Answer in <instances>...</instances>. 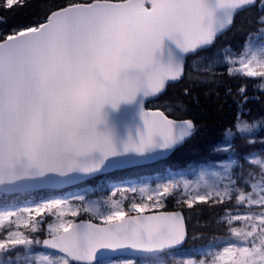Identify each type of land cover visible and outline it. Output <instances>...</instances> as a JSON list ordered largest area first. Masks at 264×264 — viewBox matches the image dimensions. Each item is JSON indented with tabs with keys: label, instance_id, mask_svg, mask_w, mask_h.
Masks as SVG:
<instances>
[{
	"label": "snow or ice",
	"instance_id": "6c2138e0",
	"mask_svg": "<svg viewBox=\"0 0 264 264\" xmlns=\"http://www.w3.org/2000/svg\"><path fill=\"white\" fill-rule=\"evenodd\" d=\"M24 4L0 0V10ZM251 8L260 27L248 33L239 53L223 48L211 58L198 55L230 29L237 13ZM7 24L0 15V25ZM219 65L230 77L264 81V0H69L41 21L13 26L0 34V192L59 188L165 158L195 125L147 110V100L186 74L195 83L215 82ZM259 87L264 91V82ZM237 95L235 120L213 148L235 158L218 163V170L201 169L196 180L118 189L141 194L127 205L77 195L71 199L79 205L53 198L0 210V225L7 222L0 264H264V153L241 159L235 149V140L253 136L264 118L246 120V88ZM168 198L181 210L151 213ZM233 200L236 210L223 219L235 240L210 253L211 261L177 258L188 239L183 208ZM80 212L101 223L65 219ZM45 213L56 217L46 232L38 219Z\"/></svg>",
	"mask_w": 264,
	"mask_h": 264
},
{
	"label": "trees",
	"instance_id": "16d2710c",
	"mask_svg": "<svg viewBox=\"0 0 264 264\" xmlns=\"http://www.w3.org/2000/svg\"><path fill=\"white\" fill-rule=\"evenodd\" d=\"M68 2L69 0H25L24 6L16 8L13 12L0 10V15H5L8 18L7 26L0 25V34L10 31L13 26H24L41 21L49 10H55L57 6L66 5ZM258 15L259 13L255 8L237 13L230 29L218 36L208 51L222 47H230L237 52L241 51L248 33L256 32L260 27L256 20ZM215 73V82L210 83H195L186 74L179 82L169 83L164 93L152 105L153 108L165 111L168 117L177 120L190 119L195 125L193 135L168 158L150 165L113 171L58 191L44 190L12 195L0 194V205L9 201L16 203L24 200L30 201L41 193H45V197L64 195L74 190L77 191L83 186H95L94 183L98 179H108L109 183L116 184L123 180L129 181L148 176L151 177L152 182H155L153 179L155 176L164 178L170 173L197 169L202 166H213L229 158H235L231 154L227 156L218 155L213 151V148L221 141L225 128L232 125L235 120L238 112L236 101L239 99L237 95L239 87H245L249 97L247 105L243 106L244 118L248 121L264 118V91L259 87L262 81L258 77H230L223 68L216 70ZM186 88L190 90L188 95L184 94ZM228 89H231V95L226 94ZM248 139H253L254 143H248ZM235 149L241 159L249 153H264V127H261L251 137H238L235 140ZM236 167L238 168L239 165ZM246 168L247 166H245ZM109 183H105L103 187L98 189L94 197L100 200L112 197L124 205L129 204L133 197L137 200L140 199L137 193L109 191ZM248 190H251L250 187ZM113 193H115L114 196ZM175 209L181 210L176 199L168 198L163 208H154L151 211ZM235 210L234 200L223 205L199 204L195 211L184 207L188 239L183 248L178 251L177 258L180 256L188 257L190 254L192 258H198L209 247L220 250L221 246L226 243L225 239L231 235L223 218L226 211ZM71 219L73 222L84 219L100 223L99 220L93 219L91 214L85 212H80L77 217ZM234 225L239 226L240 222H234ZM21 230L26 231L23 228Z\"/></svg>",
	"mask_w": 264,
	"mask_h": 264
},
{
	"label": "rangeland",
	"instance_id": "374dc122",
	"mask_svg": "<svg viewBox=\"0 0 264 264\" xmlns=\"http://www.w3.org/2000/svg\"><path fill=\"white\" fill-rule=\"evenodd\" d=\"M223 48H230V47H222V48H219V49H216V50L202 52V53H200L198 55L199 56H205V57L211 58V57H214L215 54L218 53V52H220ZM230 49L233 50L235 53H239L240 52V51L237 52L236 50H234L232 48H230ZM242 49H243V47H242ZM192 59L193 58H190L189 59V62H188L189 65L191 64ZM222 68L227 73V67H226V65L214 66L213 71L215 72L216 70H219V69H222ZM262 82H264V81H262ZM153 104H155V103L152 102L150 105H153ZM224 161H226V160H224ZM218 163H220V162H218ZM218 163H216L213 166H202V167L197 168V169H188V170L180 171V172H177V173H170L167 176H165L164 178H158V177L155 176L153 178V179H155V182H152L151 177H148V176H145V177H142V178H139V179H135V180H129V181H124L123 180V181H120L119 183H116V184L109 183V180L108 179H98L94 183L95 186H83L80 189H78L77 191L74 190V191L68 192V193H66L64 195H55V196H51V197H45L46 196L45 193H41L40 195L36 196L35 199L30 200V201H25L24 200V201H21L19 203H16L14 201H9L8 203L1 204L0 205V210H3L5 208H7V209H15L16 207H23V206H27V205H32L34 203H37V202H40V201H44V200H48V199H53V198L69 199V200H71V203L73 205H79V204H81L80 201L72 200L71 199L72 197L77 196V195H83L85 197V201L86 202L102 201L103 199L100 200L97 197H94V194H95V192L98 189H100L101 187H103L105 183H109L108 184L109 191L113 192V191H118V189H127V188H130V187H139V186L145 185V184H148V185H151V186L154 187L155 184H156V182L163 181V180H166V179H169V178H186V179H189V180H196L198 178V175L197 174H198V172L201 169H204V170H218V169L215 168V166ZM137 194H138V196L140 198V195L141 194L139 192H137ZM241 211H246V209H242ZM71 218H72V216H66L65 217V219H68V220H72ZM38 219H42L43 221H45L43 223V228H44V230L46 232V230H47V223L54 222L55 219H56V217L54 215L45 213L42 217H40ZM100 223H101V221H100ZM6 224H7V222L5 223V225H0V231H3V229L6 226ZM242 224H243V222H240V225L237 226V227H241ZM228 236H229V238H226L225 239L226 240V243L221 246L220 250L224 246H226L227 243L235 240V238L232 237L231 235H228ZM40 251H44V250H41L40 249ZM216 251H218V250L215 249V248H213V247L206 248L205 251H204L205 254L204 253H201L203 255L200 254L198 256V258H206L209 261H211L212 256H211L210 253H215ZM44 252L46 253L47 251H44ZM168 264H170V261H168Z\"/></svg>",
	"mask_w": 264,
	"mask_h": 264
},
{
	"label": "water",
	"instance_id": "95a60500",
	"mask_svg": "<svg viewBox=\"0 0 264 264\" xmlns=\"http://www.w3.org/2000/svg\"><path fill=\"white\" fill-rule=\"evenodd\" d=\"M247 10V9H246ZM210 47H208L207 49H209ZM207 49H205V50H207ZM189 57H191V56H189ZM171 83V82H170ZM164 93V92H163ZM162 93V94H163ZM161 94V95H162ZM160 96V95H159ZM159 96L158 97H155V98H149L148 100H147V102H146V105H145V107H146V109L147 110H149V111H155V110H157V108H152V107H150L148 104L150 103V102H153V101H155V100H157L158 98H159ZM159 110H161V109H159ZM170 119H173V118H171V117H169ZM174 120H177V119H174ZM180 120H184V119H180ZM189 139V138H188ZM188 139H186V140H188ZM185 140V141H186ZM184 141V142H185ZM184 142L181 144V145H179L178 147H180V146H182L183 144H184ZM177 147V148H178ZM176 148V149H177ZM176 149H174L171 153H169L165 158H163V159H160V160H157V161H151V162H145V163H141V164H137V165H130V166H127V167H123V168H119V169H110V170H107L106 172H104V173H102V174H97V175H95V176H93V177H88V178H85L83 181H80V182H77L76 184H73V185H65V186H61V187H59V188H52V187H38V188H33V189H30V190H28V191H20V192H10V193H3V192H0V194H5V195H12V194H19V193H25V192H31V191H42V190H54V191H58V190H62V189H65V188H69V187H72V186H75V185H78V184H80V183H82V182H84V181H87V180H91V179H93V178H96V177H99V176H102V175H104V174H108V173H110V172H113V171H117V170H124V169H129V168H133V167H139V166H144V165H150V164H153V163H155V162H158V161H161V160H164V159H166V158H168ZM162 211H169V212H171V211H179V209H175V210H159V211H151V213L152 214H156V213H159V212H162ZM81 221H89V220H84V219H79V220H76V221H74V223H79V222H81ZM91 222H93V221H91ZM93 223H96V222H93ZM187 242V241H186ZM186 242H185V244H186ZM184 244V245H185ZM183 245V246H184ZM41 250H44V249H41ZM44 251H47V250H44Z\"/></svg>",
	"mask_w": 264,
	"mask_h": 264
}]
</instances>
